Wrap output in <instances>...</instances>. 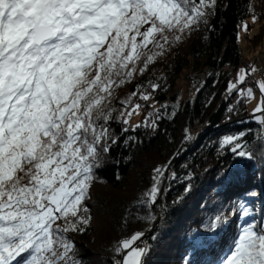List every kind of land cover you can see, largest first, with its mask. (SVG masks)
Wrapping results in <instances>:
<instances>
[{"label": "snow or ice", "instance_id": "1", "mask_svg": "<svg viewBox=\"0 0 264 264\" xmlns=\"http://www.w3.org/2000/svg\"><path fill=\"white\" fill-rule=\"evenodd\" d=\"M215 3L0 0V264H76L65 234L90 223L85 201L101 142L110 138L105 125L115 86L133 75L137 61H152L149 45L163 50L181 40ZM259 89L264 96V81ZM242 95L251 97L252 88ZM255 113L264 124V100ZM223 142L239 157L252 155L237 137ZM154 171L156 181L163 172ZM158 191L154 185L147 195ZM240 207L245 224L220 264H264V227L248 222L250 209ZM142 236L119 242L116 251L126 254L117 264H143Z\"/></svg>", "mask_w": 264, "mask_h": 264}, {"label": "trees", "instance_id": "2", "mask_svg": "<svg viewBox=\"0 0 264 264\" xmlns=\"http://www.w3.org/2000/svg\"><path fill=\"white\" fill-rule=\"evenodd\" d=\"M245 25L244 44L239 35ZM260 48L264 0H216L188 45L172 44L148 69L124 82L105 125L108 151L99 150L85 201L90 223L65 234L74 243L77 264H117L124 253L116 251L119 242L136 232L144 236L158 213L160 221L145 237L149 247L143 264H215L245 224L240 205L250 209L248 222L264 227V124L255 118L259 113L251 111L241 85L229 91L238 69L245 65L251 72L257 63L255 57L249 62L245 52ZM182 75L184 91L178 87ZM128 97L144 112L134 124L121 115ZM229 136L246 145L251 157L233 153V145L223 142ZM156 168L163 175L154 181ZM154 185L159 191L150 198ZM142 206L148 213L139 216ZM216 217L221 221L213 228ZM99 226L112 236L101 240Z\"/></svg>", "mask_w": 264, "mask_h": 264}, {"label": "rangeland", "instance_id": "3", "mask_svg": "<svg viewBox=\"0 0 264 264\" xmlns=\"http://www.w3.org/2000/svg\"><path fill=\"white\" fill-rule=\"evenodd\" d=\"M196 28H194L192 31H190V32H186L185 34H183V36H182V38H181V40H179V41H172V43H171V45L170 46H168V45H165V48L163 49V50H161V49H159V48H154L152 45H149V48H151L152 49V51L151 52H149V55H152L153 53H155V55H154V58L152 59V61H150L148 64H147V66H145V64L143 63V58H142V60L141 61H137L136 62V65H135V68H136V71H134L133 72V74L134 73H137V72H139L140 71V69H143V71H145L146 69H148V67H149V65L150 64H153V62H155L156 60H158L160 57H162L166 52V48H168V49H170V48H172V44H179L180 46L182 45H184V46H186V45H188V43H189V41L191 40V38H192V36H193V34H194V30H195ZM253 30H251V32H252ZM239 39H240V42L241 43H246V30H245V28L244 27H242V28H240V35H239ZM163 43V42H162ZM262 50V51H261ZM246 51V50H245ZM246 53V55H247V58H252V57H255L256 55H257V53L258 54H260V58H262V59H264V48H260L259 49V51L258 52H245ZM248 60V59H247ZM247 60H246V62H247ZM245 65H243V67H240L239 69H238V71H237V78H233V80H232V83L233 84H235V85H237V86H239L240 85V82H239V79H238V77L242 74L241 73V69H244L245 70V72H246V69H245V67H244ZM259 67V65L257 64V63H253V68L254 69H257ZM185 75V74H184ZM184 75H182V78L179 80V84H178V87H180L181 88V90L182 91H184V90H187L188 88H187V84L185 83L186 81H185V76ZM260 78V79H259ZM259 78H258V80H257V87H252L251 85H249V84H244V85H241V90L243 91V92H246L247 91V89H249V88H252V92H253V95L251 96V97H247V99H248V102H249V107H250V109H251V111L253 112L254 111V109L257 107V105L261 102V100H264V96H262V94H261V91H260V89H259V82H261V81H264V77L263 78H261V76H259ZM125 85H124V83L123 84H118L117 86H115V88H114V95H117L118 94V92H119V94L120 93H122V91H123V87H124ZM121 89V91H119ZM123 94V93H122ZM182 94L183 93H181V94H179L180 96H182ZM113 95V96H114ZM128 98H130V97H128ZM112 100H113V97L111 98V102H110V105H109V107H110V109L111 110H113V103H112ZM130 100L132 101V98H130ZM128 104V106H126V107H124V116L125 117H127V119H129V121L130 122H132L133 124L134 123H136V122H139L138 120H139V118L141 117V115H143L144 114V112H142V110L141 109H135L134 108V105H131V103L129 102V103H127ZM134 108V109H133ZM146 111H147V109H146ZM129 113H131V115H129ZM260 115V114H259ZM108 145V140H107V142L105 143V142H101V149L100 150H103V148L104 147H106ZM177 157V156H176ZM164 191V190H163ZM163 191H160V194H159V198H161V194L163 193ZM89 196H91V195H89ZM153 206H154V208H155V204H153ZM147 214L148 213V211H147V209L144 207V206H142V208L140 209V211H139V216H141L142 214ZM136 214H138V211H136ZM158 218H160V215H159V213L157 214V218H156V220L154 221V223L158 220ZM158 221H160V219L158 220ZM134 224H135V222H134ZM134 224H132V225H134ZM157 224V223H156ZM131 225V226H132ZM137 228V225H134V227L133 228H131V230H135ZM98 231H97V235L101 238V240H103V241H105L108 237H110V236H112L111 235V233H110V231L108 230V229H106L105 227H103L102 226V228H101V226H99L98 227V229H97ZM127 232V231H126ZM239 234V232H237V234H236V237H237V235ZM144 240H145V237L143 238ZM142 239V240H143ZM144 241H141V245L143 246V247H145L144 246V243H143ZM138 243V245L140 244V240L137 242ZM84 245H86V246H88L89 244H88V242H84ZM140 247V246H139ZM87 248V251L89 252V253H91L90 255H91V258H92V253H94V250L92 249V247H86ZM146 248V247H145ZM74 253V255H73V259L76 261V264H77V262H78V258H77V255L75 254V252H73ZM86 253V252H85ZM228 254V253H227ZM145 257H146V255H145ZM145 257H143V259L145 258Z\"/></svg>", "mask_w": 264, "mask_h": 264}, {"label": "built area", "instance_id": "4", "mask_svg": "<svg viewBox=\"0 0 264 264\" xmlns=\"http://www.w3.org/2000/svg\"><path fill=\"white\" fill-rule=\"evenodd\" d=\"M263 73H264V65H263L261 71L259 72V75H262ZM246 81L249 82V83H252V84L255 83V81H256V74L248 75L246 77Z\"/></svg>", "mask_w": 264, "mask_h": 264}, {"label": "water", "instance_id": "5", "mask_svg": "<svg viewBox=\"0 0 264 264\" xmlns=\"http://www.w3.org/2000/svg\"><path fill=\"white\" fill-rule=\"evenodd\" d=\"M175 159H176V157H174V158L171 160L170 164L168 165L167 170H166V172H165V175H166V176L169 174L170 168H171L173 162L175 161ZM163 190H164V186L161 188V191H163ZM159 219H160V218H158V220H159ZM158 220L154 223L153 228L155 227V225H156V223L158 222ZM153 228H152V229H153ZM143 237H144V236H143ZM143 237H142V238H143ZM124 253H125V252H124Z\"/></svg>", "mask_w": 264, "mask_h": 264}, {"label": "bare ground", "instance_id": "6", "mask_svg": "<svg viewBox=\"0 0 264 264\" xmlns=\"http://www.w3.org/2000/svg\"><path fill=\"white\" fill-rule=\"evenodd\" d=\"M260 75H259V72L256 74V81H255V84H254V86H256L257 85V79H258V77H259Z\"/></svg>", "mask_w": 264, "mask_h": 264}]
</instances>
